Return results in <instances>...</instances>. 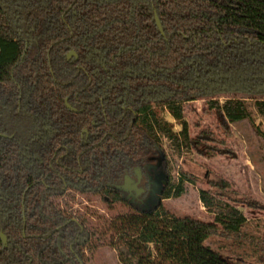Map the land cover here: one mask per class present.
<instances>
[{"label":"trees","instance_id":"obj_1","mask_svg":"<svg viewBox=\"0 0 264 264\" xmlns=\"http://www.w3.org/2000/svg\"><path fill=\"white\" fill-rule=\"evenodd\" d=\"M72 50L78 58H67ZM226 92L264 95V0H0V264L85 263L88 230L52 199L67 190L139 212L117 231L125 264H182L142 240L155 209L142 211L118 185L151 157L166 160L160 133L190 149L217 142L212 132L190 136L183 105ZM207 103L227 135L255 122L245 99ZM153 106L181 122V135L142 116ZM255 107L264 121V97ZM227 185L199 191L212 222L183 224L243 236L248 218L224 200ZM205 251L193 264H233Z\"/></svg>","mask_w":264,"mask_h":264},{"label":"rangeland","instance_id":"obj_2","mask_svg":"<svg viewBox=\"0 0 264 264\" xmlns=\"http://www.w3.org/2000/svg\"><path fill=\"white\" fill-rule=\"evenodd\" d=\"M256 96L264 97L226 92L200 97L183 105L190 136L197 138L204 131L212 132L218 141L209 142L207 146L217 150L207 147V143H201L199 149H190L183 139L178 146L172 138L160 133L166 153L168 194L140 228L142 240L148 242L154 252L159 247L182 264H193L204 260L206 248H211L233 264H264V137L261 134L264 121L255 107ZM227 98L245 99L255 120L254 123L245 120L231 124L230 135L222 128L219 115L207 103L210 99L223 102ZM142 116L151 123L159 119L170 124L173 132L181 135V122L167 108L153 106L150 113ZM222 140H226L225 144L220 143ZM222 149L226 151L221 152ZM184 172L190 176L185 177ZM224 182L228 183L224 188V200L236 205L248 218L244 235L240 238L208 235L183 224L186 217L206 222L214 220L200 200L199 191L219 192L218 185ZM52 199L67 216L79 219L89 232V239L83 246L84 264H125L115 243L121 218L139 213L134 207L126 203L110 207L99 195L75 190H67Z\"/></svg>","mask_w":264,"mask_h":264},{"label":"flooded vegetation","instance_id":"obj_3","mask_svg":"<svg viewBox=\"0 0 264 264\" xmlns=\"http://www.w3.org/2000/svg\"><path fill=\"white\" fill-rule=\"evenodd\" d=\"M165 161L162 155L151 157L144 168H135L132 176L125 175L118 185L125 197L136 203L142 211L151 210L158 194L164 192L167 180Z\"/></svg>","mask_w":264,"mask_h":264},{"label":"water","instance_id":"obj_4","mask_svg":"<svg viewBox=\"0 0 264 264\" xmlns=\"http://www.w3.org/2000/svg\"><path fill=\"white\" fill-rule=\"evenodd\" d=\"M155 20H156V23H157V26H158L160 32L164 35V34H165V31H164V28H163V24H162V21H161L159 15H158L157 13L155 14ZM72 57H76V58H78V54H77L74 50L70 51V52L68 53V55H67V58H68V59H71ZM68 107L71 108V109H72L73 111H75V112L78 111L76 108L71 107L70 104H68ZM0 136H5V137H6L7 135H6V134H2V133H0ZM162 193H163V192H160V193L158 194L157 199L153 202V206H152L151 209H155V208L159 205V203L161 202V197H160V196H161ZM0 236H1V238H2L4 241L7 240L6 235H5L4 233H0Z\"/></svg>","mask_w":264,"mask_h":264}]
</instances>
